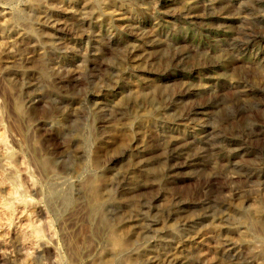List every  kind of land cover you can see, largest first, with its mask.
Here are the masks:
<instances>
[{"label":"rangeland","instance_id":"rangeland-1","mask_svg":"<svg viewBox=\"0 0 264 264\" xmlns=\"http://www.w3.org/2000/svg\"><path fill=\"white\" fill-rule=\"evenodd\" d=\"M261 205L264 0H0V264H264Z\"/></svg>","mask_w":264,"mask_h":264},{"label":"bare ground","instance_id":"bare-ground-1","mask_svg":"<svg viewBox=\"0 0 264 264\" xmlns=\"http://www.w3.org/2000/svg\"><path fill=\"white\" fill-rule=\"evenodd\" d=\"M120 20V19H119ZM44 21V20H43ZM40 25V24H39ZM41 26V25H40ZM57 26V25H56ZM42 30V29H41ZM42 32V31H41ZM39 37V36H38ZM41 38H43V39H40L42 42H41V45L40 46H42V47H44V48H47V50L50 52V51H54V47H53V38H52V36L50 35V34H48L47 32H44L43 33V36L41 37ZM56 38V37H55ZM55 45V44H54ZM38 46V45H37ZM39 52V51H38ZM43 57V56H42ZM41 57V58H42ZM46 59V58H45ZM43 60V59H42ZM44 61V60H43ZM145 85V84H144ZM145 86H147V85H145ZM159 87V86H158ZM157 88V87H156ZM159 89V88H158ZM153 96V95H152ZM151 96V97H152ZM157 100V99H156ZM154 103V102H153ZM156 105V104H155ZM127 116V115H126ZM204 126V125H203ZM195 129V128H194ZM218 129V128H217ZM192 130V129H191ZM218 133V132H217ZM216 133V134H217ZM220 135V134H219ZM220 138L221 137H219V136H217L216 137V139H215V143H219L220 142ZM146 147V146H145ZM135 154V153H134ZM148 155V154H147ZM146 158V157H145ZM162 158V157H161ZM154 179V178H153ZM158 179V178H157ZM156 182V181H155ZM158 182V181H157ZM156 185H158V184H156ZM136 199V198H135ZM140 202V201H139ZM137 203V202H136ZM135 203V204H136ZM258 204V203H257ZM171 205V204H170ZM136 206V205H135ZM172 206V205H171ZM171 206H170V208L169 209H171ZM167 207V206H166ZM254 207V205H252V208ZM136 208V207H135ZM137 208H139L138 206H137ZM136 208V209H137ZM132 209H134V208H132ZM168 209V208H167ZM138 210V209H137ZM263 210H264V205L262 206H256L254 209H253V211H247L244 207H237V210H236V214H235V219L237 220V221H239V222H241L242 224H244V225H246V226H248L249 228L248 229H250V232H249V234L248 235H251L252 236V238H258L259 236H261V235H263L264 234V225H262V228L260 229V233H259V230H257L258 228L257 227H259V226H261L260 225V223L262 222V221H260L259 222V220H257V219H260V218H258V216L259 215H261V213H263ZM131 211H135V210H131ZM139 211V210H138ZM164 211V210H163ZM157 212V211H156ZM248 212H250L251 214L249 215L248 214ZM133 214H135V213H133ZM141 214V215H140ZM140 214H138V213H136L135 215H132L131 216V214L129 215V217H130V220L132 221V222H135V224L137 225V224H139V223H143V220H145L144 222H146V221H149V222H151L152 220L150 219V217H148L147 215H144V213H140ZM147 214V213H146ZM162 213H160V215H161ZM159 215V216H160ZM142 216H143V218H142ZM250 216H253L254 218H255V220H257L256 221V223H253V224H251L252 222H250L251 220H250ZM128 217V218H129ZM157 217V216H156ZM162 217V216H161ZM142 220H141V219ZM253 218V219H254ZM262 220V219H261ZM126 221H128V219L126 220ZM258 222H259V225H258ZM157 223H158V220H157ZM187 223H191V222H187ZM251 224V227L249 226L250 224ZM135 224H134V228H135ZM141 225V224H140ZM144 225V224H143ZM186 225V224H185ZM256 225H258V226H256ZM180 226V225H179ZM245 226V227H246ZM147 228V227H146ZM132 229V228H131ZM131 231L130 230V228L128 229L127 228V231ZM138 231H139V233H141V232H143V233H145V235H146V231H144V227H142V226H139V229H137ZM147 230V229H146ZM187 231V230H186ZM249 231V230H248ZM136 233V232H135ZM138 234V233H137ZM228 234H231V232L229 231L227 234H225L222 238V243H220V245H219V247L217 248L218 250H219V252L220 253H224L225 251H226V249L229 247V246H231L232 245V242H233V240L231 241V238L230 237H228ZM139 235V234H138ZM182 234L181 233H178V232H176V231H165V229L164 230H159V231H157L156 233H154V237L156 238V240L158 241V242H160V244H162V245H168V244H170V243H176L175 245H177V244H180L181 243V241L183 240V238H182V236H181ZM187 235V234H186ZM137 237V236H136ZM225 237V238H224ZM247 237V236H246ZM155 240V239H154ZM143 241V240H142ZM139 244H140V242H139ZM172 245V244H171ZM139 246V245H138ZM177 246H179V245H177ZM134 250L135 249H137V246L136 247H132ZM175 248V247H174ZM133 251V250H132ZM137 251V250H136ZM164 252V251H163ZM134 253V252H133ZM179 254H180V252H179ZM155 255V254H154ZM223 255V254H222ZM137 256H139L140 258H141V262H140V264L143 262L144 264L146 263H150L152 260L150 259L151 257H152V252H148V251H145L143 254H140L139 253V255H137ZM135 258V257H134ZM155 258V257H154ZM153 258V259H154ZM149 259L151 260L150 262H149ZM168 260V264H189V261H188V255L187 254H184V255H182V254H180V255H175V256H171V257H169V259H167ZM136 261V260H135ZM157 261V260H156ZM152 264V263H151Z\"/></svg>","mask_w":264,"mask_h":264}]
</instances>
